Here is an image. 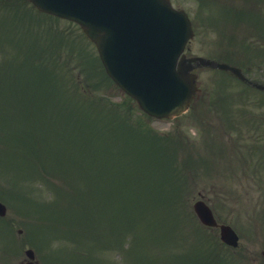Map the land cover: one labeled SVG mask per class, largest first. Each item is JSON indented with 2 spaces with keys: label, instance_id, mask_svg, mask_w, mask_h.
<instances>
[{
  "label": "rangeland",
  "instance_id": "obj_1",
  "mask_svg": "<svg viewBox=\"0 0 264 264\" xmlns=\"http://www.w3.org/2000/svg\"><path fill=\"white\" fill-rule=\"evenodd\" d=\"M208 1L211 9L210 4L203 8L206 0H173L195 25L188 56L224 55L225 37L231 33L227 42L235 43L236 33L233 24L219 26L218 4L235 6L231 19H236L235 10L251 0ZM35 11L25 0H0V201L8 207L0 220V264H26L28 248L36 251L38 264H200L195 258L204 240L216 244L220 257L216 260L214 252L211 260L209 248L201 257L211 264H237L241 251L224 248L219 229H205L195 215L200 194L219 222L231 224L242 244L256 252L264 234L262 224L254 225L252 210L255 202L264 205V179L246 170L244 161L236 169L234 161L242 157L236 153L242 152L237 133L227 129L226 114L215 107L225 99L221 108L229 109L244 99L254 106L247 109L259 113L255 106L264 95L243 90L228 73L221 72L226 78L221 80L215 70L196 71L201 92L189 112L150 122L154 132L170 140L176 137L168 135L177 136L178 144L182 140L176 170L181 180L172 173L170 190L166 171L159 176L156 156L160 152L169 160L180 146L173 140L175 148L167 144L159 151L154 145L148 151L151 143L138 146L142 140H134L128 126L124 134L114 132L117 120L125 121L121 112H128V98L97 72L95 46L78 25ZM257 32L264 26L250 39L260 37ZM252 56L263 59L264 48ZM234 110L235 119L240 107ZM131 112L134 120L145 117L136 108ZM173 204L183 206L179 215ZM255 214L262 217L264 211ZM71 236L82 240L70 242Z\"/></svg>",
  "mask_w": 264,
  "mask_h": 264
},
{
  "label": "water",
  "instance_id": "obj_2",
  "mask_svg": "<svg viewBox=\"0 0 264 264\" xmlns=\"http://www.w3.org/2000/svg\"><path fill=\"white\" fill-rule=\"evenodd\" d=\"M31 1L42 12L79 23L97 45L109 75L152 116L182 114L196 92L192 63L211 65L202 58L178 61L193 31L187 14L174 10L170 0ZM194 208L204 224L217 225L204 201ZM5 214L0 203V215ZM221 230L222 239L236 246V233L227 226Z\"/></svg>",
  "mask_w": 264,
  "mask_h": 264
},
{
  "label": "flooded vegetation",
  "instance_id": "obj_3",
  "mask_svg": "<svg viewBox=\"0 0 264 264\" xmlns=\"http://www.w3.org/2000/svg\"><path fill=\"white\" fill-rule=\"evenodd\" d=\"M248 18H249L248 15L239 16L240 27H241V29L244 27L243 29H244V33L246 35V36H244V39H247V38L251 37V33H252V28L245 25V23L247 22ZM248 70L252 71V73H253V77L251 76L252 79H249V80H252L254 82L264 83V75H260V79H258V78L255 77V76H257V73L254 72V68L252 66L248 67ZM259 73L260 74H264V72H259ZM248 75H252V74L248 73ZM244 83L247 86L253 87L252 85H250V82H248V80H246ZM259 124L261 126H259L257 128L259 131L255 132V136L259 137V138H263L264 137V131H261V130L264 129V120L260 121ZM255 264H264V249L260 250V255L257 254L256 260H255Z\"/></svg>",
  "mask_w": 264,
  "mask_h": 264
},
{
  "label": "trees",
  "instance_id": "obj_4",
  "mask_svg": "<svg viewBox=\"0 0 264 264\" xmlns=\"http://www.w3.org/2000/svg\"><path fill=\"white\" fill-rule=\"evenodd\" d=\"M130 110H132V108H130L128 111H130ZM123 116H124V114H123ZM139 122H141V121H139ZM116 124H118V122H117ZM119 128H120V126H118V129H119ZM158 171H159V170H158ZM160 173H162V172L159 171V174H160Z\"/></svg>",
  "mask_w": 264,
  "mask_h": 264
}]
</instances>
